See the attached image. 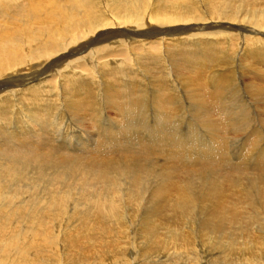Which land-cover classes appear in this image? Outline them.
<instances>
[{
  "label": "bare ground",
  "instance_id": "6f19581e",
  "mask_svg": "<svg viewBox=\"0 0 264 264\" xmlns=\"http://www.w3.org/2000/svg\"><path fill=\"white\" fill-rule=\"evenodd\" d=\"M260 132L264 0H0V264H264Z\"/></svg>",
  "mask_w": 264,
  "mask_h": 264
},
{
  "label": "rangeland",
  "instance_id": "374dc122",
  "mask_svg": "<svg viewBox=\"0 0 264 264\" xmlns=\"http://www.w3.org/2000/svg\"><path fill=\"white\" fill-rule=\"evenodd\" d=\"M189 122H191V120H188V121H187V123H189ZM257 122H258V121H257ZM244 132H245V131H244ZM260 133H261V132H260ZM260 133H259V134H260ZM242 134H243L244 136H243ZM262 134H264V133H261L260 136H262ZM263 137H264V136H263ZM240 138H241V142H240V143H242V142L244 143V142L246 141V139H245V133H240V135H235V137H233V139H231V141L233 140V141L231 142V143H232V147H233V145H234L233 143H235V141L239 140ZM242 139H243V141H242ZM239 141H240V140H239ZM154 172H156L155 169H154V171L151 172V176H152V177L158 176V175H156Z\"/></svg>",
  "mask_w": 264,
  "mask_h": 264
}]
</instances>
